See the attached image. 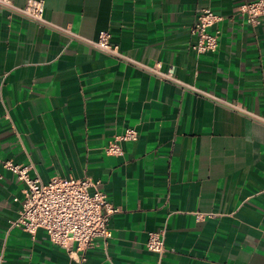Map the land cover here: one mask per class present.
Here are the masks:
<instances>
[{"label": "crops", "instance_id": "0c3cea01", "mask_svg": "<svg viewBox=\"0 0 264 264\" xmlns=\"http://www.w3.org/2000/svg\"><path fill=\"white\" fill-rule=\"evenodd\" d=\"M43 1L51 25L0 7V157L43 182L91 178L119 208L81 264H264V20L237 11L251 0ZM205 8L223 17L219 47L197 53ZM102 32L138 64L86 41ZM128 128L138 138L108 154ZM25 187L0 165L2 264L72 263L45 230L11 225Z\"/></svg>", "mask_w": 264, "mask_h": 264}, {"label": "built area", "instance_id": "2783aa9c", "mask_svg": "<svg viewBox=\"0 0 264 264\" xmlns=\"http://www.w3.org/2000/svg\"><path fill=\"white\" fill-rule=\"evenodd\" d=\"M0 7L9 8L40 24L51 25L44 17L43 0H27L23 7L15 5L12 0H0ZM237 11L245 15L250 24L256 26L264 20V0L248 1L239 6ZM222 20L223 17L211 8H205L200 12L196 23L190 29L191 34L196 38V42L192 44L194 51L197 53L217 51L220 31L216 30L213 33L210 28ZM54 27L76 36L68 28ZM76 37L80 38L79 35ZM86 41L110 55L138 64L137 61L122 53L117 44L112 43L108 32H102L96 40L86 39ZM160 66L161 64L157 63L150 69L158 72L162 78L178 81L172 72L159 71ZM231 106L235 107L234 104ZM254 116L257 117V115ZM261 119L264 121V118L261 117ZM137 138V130L128 128L123 134L111 140L106 147V152L121 154L122 141ZM0 165L14 172L26 185L23 190V208L19 217L10 221L11 225L20 226L33 237L39 229L45 230L53 243L67 250L73 260L70 264H81L85 261V257L78 258L75 254L92 247L97 238L107 240L112 236L110 218L112 214L119 211V208L109 201L108 195L99 188L98 182L88 177L73 176H55L48 182H43L30 174L31 165L18 164L1 157ZM146 245L150 251L163 254L166 250L163 232H150ZM4 261L5 252L0 250V264Z\"/></svg>", "mask_w": 264, "mask_h": 264}]
</instances>
